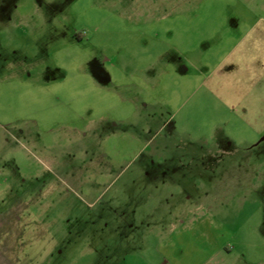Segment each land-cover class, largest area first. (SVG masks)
Listing matches in <instances>:
<instances>
[{
    "label": "rangeland",
    "instance_id": "obj_1",
    "mask_svg": "<svg viewBox=\"0 0 264 264\" xmlns=\"http://www.w3.org/2000/svg\"><path fill=\"white\" fill-rule=\"evenodd\" d=\"M0 264H264V0H0Z\"/></svg>",
    "mask_w": 264,
    "mask_h": 264
}]
</instances>
